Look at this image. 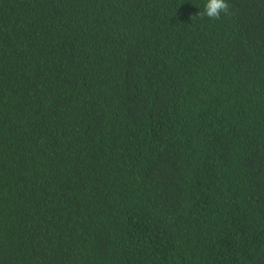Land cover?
<instances>
[{
	"label": "trees",
	"instance_id": "trees-1",
	"mask_svg": "<svg viewBox=\"0 0 264 264\" xmlns=\"http://www.w3.org/2000/svg\"><path fill=\"white\" fill-rule=\"evenodd\" d=\"M0 264H264V0H0Z\"/></svg>",
	"mask_w": 264,
	"mask_h": 264
}]
</instances>
